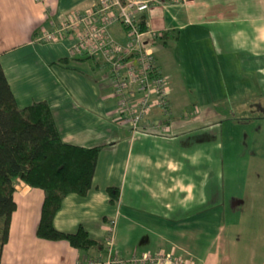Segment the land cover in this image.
Here are the masks:
<instances>
[{
  "label": "crops",
  "instance_id": "0c3cea01",
  "mask_svg": "<svg viewBox=\"0 0 264 264\" xmlns=\"http://www.w3.org/2000/svg\"><path fill=\"white\" fill-rule=\"evenodd\" d=\"M93 4L0 0V65L17 107L45 102L62 142L101 148L92 189L66 196L53 219L60 232L82 225L100 247L39 239L43 193L17 180L0 264H95L106 259L109 239L122 259L164 253L188 264H264V0L153 4L146 27L160 37L145 44L169 95L147 123H165L161 134H133L119 122L105 65L69 57L73 36L37 41ZM111 33L126 42L120 27ZM186 71L217 72V100L208 93L187 110L179 90ZM208 81L212 87L214 77ZM107 188L118 189L117 202Z\"/></svg>",
  "mask_w": 264,
  "mask_h": 264
},
{
  "label": "trees",
  "instance_id": "16d2710c",
  "mask_svg": "<svg viewBox=\"0 0 264 264\" xmlns=\"http://www.w3.org/2000/svg\"><path fill=\"white\" fill-rule=\"evenodd\" d=\"M138 28L141 32L148 30L146 14L140 17ZM100 150L62 142L45 102L18 108L0 65V253L16 209L13 193L17 180L43 193L36 228L39 239L65 241L81 251L100 247L82 225L72 233L60 232L53 226L66 196L84 197L92 189ZM106 192L111 204L118 201L117 188H107Z\"/></svg>",
  "mask_w": 264,
  "mask_h": 264
},
{
  "label": "built area",
  "instance_id": "2783aa9c",
  "mask_svg": "<svg viewBox=\"0 0 264 264\" xmlns=\"http://www.w3.org/2000/svg\"><path fill=\"white\" fill-rule=\"evenodd\" d=\"M159 0H94L93 7L83 15H71L59 26L41 31L37 41L59 43L73 36L67 49L69 57L85 54L100 59L105 65L112 93L117 103L121 124L135 133L161 134L165 123L150 125L147 118L155 108L168 107L167 77L156 71L154 57L145 44L146 39L160 37L153 31H139L140 17L147 14ZM122 29L126 42L119 43L111 29ZM168 114V113H167ZM109 229L112 233L113 225ZM95 264H188L174 254H132L128 258L116 257L109 239L107 257Z\"/></svg>",
  "mask_w": 264,
  "mask_h": 264
},
{
  "label": "rangeland",
  "instance_id": "374dc122",
  "mask_svg": "<svg viewBox=\"0 0 264 264\" xmlns=\"http://www.w3.org/2000/svg\"><path fill=\"white\" fill-rule=\"evenodd\" d=\"M214 73L215 72L213 71H186L181 75L180 81L182 80L184 82V86L179 90L182 91L181 93L183 95L188 96V103L186 104L187 110L191 105H200V102L203 101L204 98H206L205 94L210 93L211 97L214 96L210 99L217 100V87H215V84H217V72L215 73V75H213ZM210 76L214 77V82L212 84V87L208 88L206 84L210 83L208 81V78ZM210 91H213V93L211 94ZM225 173L228 174V170L225 171ZM239 173L240 176L243 174L242 171H240Z\"/></svg>",
  "mask_w": 264,
  "mask_h": 264
}]
</instances>
